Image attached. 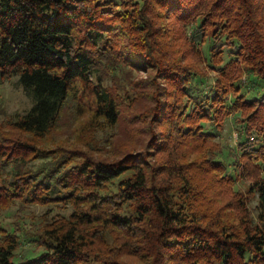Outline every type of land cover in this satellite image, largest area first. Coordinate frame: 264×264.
Returning <instances> with one entry per match:
<instances>
[{
	"label": "trees",
	"instance_id": "16d2710c",
	"mask_svg": "<svg viewBox=\"0 0 264 264\" xmlns=\"http://www.w3.org/2000/svg\"><path fill=\"white\" fill-rule=\"evenodd\" d=\"M171 29L196 62H210L213 82L187 55L171 56ZM139 65L150 90L131 77ZM14 75L33 102L12 121L19 135L0 137V205L71 210L44 214L34 230L0 225V264H131L123 254L143 264H264V143L247 136L264 141V0H0V81ZM69 97L83 128L113 125L125 102L152 98L149 128L161 129L146 149L114 159L41 146ZM236 112L245 157L236 163L256 194L255 216L236 192L224 211L204 208L220 191L216 176L235 181L221 145L205 159L178 151L214 139ZM204 172L206 182L195 179ZM110 234L119 245H106ZM21 240L41 249L17 252Z\"/></svg>",
	"mask_w": 264,
	"mask_h": 264
},
{
	"label": "rangeland",
	"instance_id": "374dc122",
	"mask_svg": "<svg viewBox=\"0 0 264 264\" xmlns=\"http://www.w3.org/2000/svg\"><path fill=\"white\" fill-rule=\"evenodd\" d=\"M172 25H177V21L174 16H171L167 26L168 28H171ZM169 34L176 37V39H172L173 43L171 48L174 52L171 56L176 58V51H178L177 53L182 52L183 55H187L185 61L198 64L199 62H196V58L189 53V50H186L184 42L179 40L176 36L178 32L171 29ZM229 58L230 56L225 52L223 60L225 61ZM216 59L217 55H214L213 60L215 61ZM145 67L146 66L144 65H139L137 68L131 69V77L133 76L134 79H137L136 83L139 91L143 89L150 90V88L142 89L146 80L150 79V74ZM126 68L127 67L124 68L123 72ZM198 68L203 69V71L207 73L205 78L208 81H214L217 72L211 68L209 61L202 64L199 63ZM111 81L112 79L108 77L105 80V83L110 84ZM135 99L133 98V100L125 102L128 106L126 108L130 110H125L126 108H123L119 120L115 124L96 125L93 127V124L89 122L83 128L82 123L86 120V117L76 115V101L74 98L69 97L57 125L48 132V134L44 137L45 139H40L38 141H41V146L44 145L49 148L54 147L53 145L56 146L57 144L66 147L75 146L83 149L91 148L93 151H96L98 157L109 159L119 157L120 155H123L125 151L134 152L144 147L146 149V146L148 147L149 137L152 131H158L161 128L156 126L153 130L151 129V131L149 128L151 113L145 111V109L148 106L152 107L154 105V100L152 98L150 99L145 97L143 100ZM32 102V98L25 93L22 86L18 83L16 75L9 79L0 81V137L4 134L11 138L19 135V133L14 129L12 121L24 113L31 106ZM229 103L231 102L227 101V104ZM239 118V112L229 114L225 117L224 122L221 125V129H219V133L214 139L191 140L186 144L181 142L178 147L179 152L184 149L182 154L185 158L190 157L191 159H205V157H210L212 152L217 150L220 145L223 148L224 152H222V154L220 153L218 158L222 161L225 167L224 172L226 174H231L235 181L234 184L231 185L228 183V180L223 179V181H221V179L216 176V180L221 187L220 191L217 198H215L211 204L204 207L210 213L215 210L218 212L219 208L223 211L224 209H227L226 201L231 199V197L236 196V193L243 196L245 204L250 210L251 215L255 216L258 211V208L256 207V194H251L247 190L250 180L248 177L240 175L239 169L241 168V165H237L236 163L237 157L241 160L245 159L244 156L239 155L240 150H237L240 137L238 135L240 126ZM209 124L207 122V124H205L206 127H208ZM253 135L255 136V139H252ZM247 136H249V139L254 142L255 146L259 145L257 143H264L263 139H261L262 137L258 136V134H248ZM152 151H154V149ZM155 152H157V150ZM160 152L161 151L157 152L158 154L156 155V159L158 161L162 159ZM152 160L153 159H151V161ZM261 164L264 167V162H261ZM211 175L212 174H209L208 176L207 172L195 173L194 177L200 182H206ZM70 210V205L62 207L59 204L42 205L34 203L28 204L25 208L21 209L17 203H9L7 205H0V225L10 228L14 227V225L16 226L17 224H22L24 227H30L29 229L34 230L44 214L47 215V217H57L59 215H67ZM220 212L225 214L222 211ZM106 245H119V242L113 234H110L107 237ZM40 249L41 247H38L32 240H21L17 252H31L33 250L37 251ZM122 259L131 264H143L137 256L132 257L123 254Z\"/></svg>",
	"mask_w": 264,
	"mask_h": 264
}]
</instances>
